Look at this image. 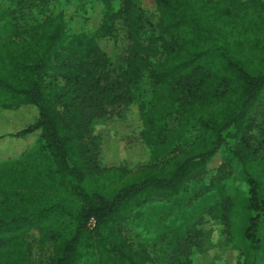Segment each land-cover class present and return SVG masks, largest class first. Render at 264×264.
<instances>
[{
	"label": "trees",
	"instance_id": "trees-1",
	"mask_svg": "<svg viewBox=\"0 0 264 264\" xmlns=\"http://www.w3.org/2000/svg\"><path fill=\"white\" fill-rule=\"evenodd\" d=\"M99 1L104 12L90 19L85 32L71 33L59 12L15 29L16 38L0 46V106L32 111L17 121L16 133L8 128L0 138L39 134L47 144L46 161L52 162L43 190L33 189L36 174L20 173L11 161L0 164V195L11 194L0 203V264H30L20 235L30 229L39 230L41 247L52 242L49 264H147L149 256L135 250L118 228L129 214L128 200L143 190L177 194L201 161L219 151L239 163L248 189L234 188L229 198L224 193L225 203L210 211L231 226L230 248L243 254L246 264H257L264 253V121L260 142H251L249 130L252 111L264 99L263 3L154 0L159 18L146 35L143 11L134 0ZM123 26L130 46L124 68L113 74L101 41L115 43ZM145 76L154 84L149 106L140 85ZM134 104L152 158L172 157L164 166L135 172L97 166L103 172L97 177L83 151V135L103 141L99 128L126 120ZM172 114L178 128L165 134ZM191 130L197 136L188 142ZM107 134L112 138L115 130ZM179 143L186 149L178 152ZM20 186L23 193H13ZM236 193L237 209L231 202ZM186 233L179 228L175 239L187 244ZM209 233L201 225L196 229L197 246L206 242L207 253Z\"/></svg>",
	"mask_w": 264,
	"mask_h": 264
},
{
	"label": "rangeland",
	"instance_id": "rangeland-1",
	"mask_svg": "<svg viewBox=\"0 0 264 264\" xmlns=\"http://www.w3.org/2000/svg\"><path fill=\"white\" fill-rule=\"evenodd\" d=\"M40 1L0 0V46L7 39L16 38L15 29L36 25L47 15L63 12L69 31L82 33L88 30L90 19L97 20L96 13L104 12V6L99 0ZM134 1L143 11L146 35H150L154 31L150 25H156L159 18L155 1ZM260 1L263 3L264 10V0ZM127 31L128 29L123 26L115 43L101 41V46L111 56L110 71L113 74H118L124 68V57L130 46ZM60 82L63 84L64 81L60 80ZM140 85L143 99L149 106L154 84L145 76ZM56 106L58 111L65 115L63 103L57 102ZM31 114L30 108L0 106V132L6 134L9 128V132L16 133L19 128L17 121ZM126 114V120H120L116 124L109 123L108 126L103 125L99 128L98 133L101 136L106 135L103 141L95 134L85 133L83 135V151L89 157L92 170L97 177L103 174L97 166L135 172L144 168L164 166L173 155L163 159L152 158V147L144 143L140 136L143 124L138 106L132 105ZM251 117L252 126L249 136H251V142L255 144L261 141L260 128L264 121V99L254 108ZM177 128V115L172 114L167 118L165 134L174 133ZM112 130H115V134L110 138L107 132ZM196 136L197 130H191L186 139L191 142ZM27 138H7V136L0 138V164L11 161L20 173L33 174V176L36 174L33 189L43 190L48 184L46 181L52 169L50 166L52 162L50 159L49 162L46 161L45 157L47 144L39 134ZM178 147V152L186 149L183 143H179ZM99 154H101V161L99 158L95 161ZM240 169L237 161H229L225 151H219L201 161L200 166L196 167L177 194L156 196V193H151L150 190L141 191L136 199L132 197L128 200L129 214L127 219L118 225L120 232L135 250L144 251L149 256L147 264H246L243 254L230 248L233 244L231 226L219 223L211 212L217 209L220 201L225 203L222 198L224 193L229 198L234 188L248 189L246 181L240 174ZM23 190L24 186H20L12 191L19 194L23 193ZM236 191L234 190V193ZM10 195V193L0 195V203L6 202L7 199L10 200L8 198ZM239 200V194H234L231 202L236 205V209ZM239 214L240 212L235 213L237 221L240 219ZM200 225L205 228V234L211 233L207 237L210 238V244H212L208 253L206 242L201 248L197 246L200 240H197L196 229L198 230ZM179 228L187 232L184 238L189 235L186 239L187 244L183 239H175ZM260 233L264 237V221ZM20 235L28 245L30 264L50 263L53 255L51 241H48L45 247H41V235L38 229L26 230ZM257 264H264V253Z\"/></svg>",
	"mask_w": 264,
	"mask_h": 264
},
{
	"label": "built area",
	"instance_id": "built-area-1",
	"mask_svg": "<svg viewBox=\"0 0 264 264\" xmlns=\"http://www.w3.org/2000/svg\"><path fill=\"white\" fill-rule=\"evenodd\" d=\"M91 225H92V226L94 225V220H92Z\"/></svg>",
	"mask_w": 264,
	"mask_h": 264
}]
</instances>
